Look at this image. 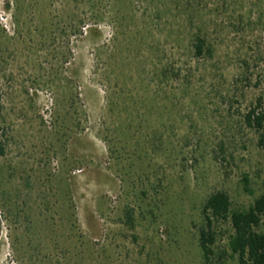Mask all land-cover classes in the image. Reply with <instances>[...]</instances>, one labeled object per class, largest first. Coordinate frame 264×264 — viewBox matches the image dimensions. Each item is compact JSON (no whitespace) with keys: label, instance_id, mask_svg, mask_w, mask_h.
Masks as SVG:
<instances>
[{"label":"rangeland","instance_id":"rangeland-1","mask_svg":"<svg viewBox=\"0 0 264 264\" xmlns=\"http://www.w3.org/2000/svg\"><path fill=\"white\" fill-rule=\"evenodd\" d=\"M197 28L211 58L191 56ZM256 104L264 0H0V264H236L226 224L209 263L197 229L210 192L264 194Z\"/></svg>","mask_w":264,"mask_h":264},{"label":"trees","instance_id":"trees-1","mask_svg":"<svg viewBox=\"0 0 264 264\" xmlns=\"http://www.w3.org/2000/svg\"><path fill=\"white\" fill-rule=\"evenodd\" d=\"M188 19H190V16H187ZM77 21L79 25L75 28V32L79 31L78 28L83 23L81 19ZM189 38L192 57L211 58L212 47L208 43L205 34L199 28ZM179 71L178 69L176 73L172 72L168 75L166 67L162 65L159 72H157L158 74L154 73L153 76L155 80H158V83L162 82V84L173 80L177 75H180V79L186 81L187 76ZM107 103L108 111L112 112L115 107L113 101L107 100ZM258 108L259 104H256L243 114L244 124L254 131H260L264 127V113ZM138 129L133 130V133L138 132ZM124 130L126 133H129V128H125ZM146 133L148 132L141 133L139 137L141 136L145 143L148 142L149 147L154 150H161L162 153L161 136L155 134V131ZM164 150V153H167L168 150ZM1 155H3V145L0 140ZM242 182L243 191L251 193L247 188V178L245 175L242 176ZM141 193L144 194V192ZM141 212L140 210L138 213L141 214ZM263 214L264 194L255 197L246 209L232 208L230 200L224 191L217 190L207 194L200 205L201 223L197 229V247L203 261L209 263L214 256L217 260H221L226 256L224 248L221 250L217 248L216 254L214 250L218 233L217 227L219 224H226L230 229V232L226 235V249L229 255L235 256L236 264H264V233L257 230ZM122 217L125 226L130 229L133 228L135 221L133 209L125 206Z\"/></svg>","mask_w":264,"mask_h":264}]
</instances>
